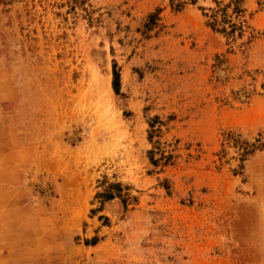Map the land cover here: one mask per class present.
<instances>
[{"label": "rangeland", "instance_id": "1", "mask_svg": "<svg viewBox=\"0 0 264 264\" xmlns=\"http://www.w3.org/2000/svg\"><path fill=\"white\" fill-rule=\"evenodd\" d=\"M228 2L0 0V264H264V0Z\"/></svg>", "mask_w": 264, "mask_h": 264}, {"label": "trees", "instance_id": "2", "mask_svg": "<svg viewBox=\"0 0 264 264\" xmlns=\"http://www.w3.org/2000/svg\"><path fill=\"white\" fill-rule=\"evenodd\" d=\"M236 1H238V0H229V2L227 3V4H225L224 6H222V7H219L218 9H216L215 11H213V13L210 15L211 17H213V22L212 23H218V20H217V13L219 12V11H225V9L228 7V6H230L232 3H235ZM218 5H220L219 4V2H218ZM236 25H235V23H232V25H231V27L232 28H234ZM232 31V30H231Z\"/></svg>", "mask_w": 264, "mask_h": 264}, {"label": "crops", "instance_id": "3", "mask_svg": "<svg viewBox=\"0 0 264 264\" xmlns=\"http://www.w3.org/2000/svg\"><path fill=\"white\" fill-rule=\"evenodd\" d=\"M1 260H2L3 262H5L6 258L2 257V255H1V250H0V262H1Z\"/></svg>", "mask_w": 264, "mask_h": 264}]
</instances>
